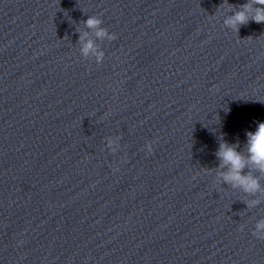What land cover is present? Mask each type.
<instances>
[{
    "label": "clouds",
    "instance_id": "obj_1",
    "mask_svg": "<svg viewBox=\"0 0 264 264\" xmlns=\"http://www.w3.org/2000/svg\"><path fill=\"white\" fill-rule=\"evenodd\" d=\"M256 23H264V0H249L248 3L241 6V10L235 12L229 17L225 24L239 31L241 25L247 24L249 21ZM102 21L95 16L89 17L85 24L88 28L97 29V37H105L108 35L107 30L100 28ZM109 39H116L115 35H110ZM90 51H94L91 41H88L82 52L88 55ZM102 53L98 55V60L102 57ZM239 145H232L228 142H222L217 151V157L221 161L220 167L227 168L226 172L221 173L223 181L231 184L233 187H240L244 192L255 194L261 190L259 178L253 176L251 171L244 172L245 168H252L255 171L264 173V122L258 123L256 130L246 132L245 151H238ZM259 201H251L249 206H254ZM259 229H264V221H260L256 225L253 235L264 240V233Z\"/></svg>",
    "mask_w": 264,
    "mask_h": 264
}]
</instances>
